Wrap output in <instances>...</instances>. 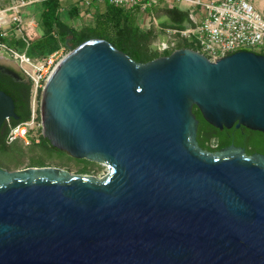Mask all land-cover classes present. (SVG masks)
Segmentation results:
<instances>
[{"label":"water","instance_id":"95a60500","mask_svg":"<svg viewBox=\"0 0 264 264\" xmlns=\"http://www.w3.org/2000/svg\"><path fill=\"white\" fill-rule=\"evenodd\" d=\"M68 49L41 91V132L108 171H0V264H264V155L203 149L193 113L264 133V54L181 47L141 63L101 38Z\"/></svg>","mask_w":264,"mask_h":264},{"label":"trees","instance_id":"16d2710c","mask_svg":"<svg viewBox=\"0 0 264 264\" xmlns=\"http://www.w3.org/2000/svg\"><path fill=\"white\" fill-rule=\"evenodd\" d=\"M60 1L59 0H38L28 5L25 8V15L34 16L38 25V34L29 40L26 52L32 58H44L53 51L64 47L75 48L82 42L91 38H101L107 40L118 50L126 53L137 62H147L156 57L167 55L172 50L181 47L196 49L187 40H178L175 44L167 49L159 50L158 47L152 45V40L156 37V28L149 27L142 29L136 24V18L139 14L138 7H120L105 3L102 9H97L93 12L92 23L74 27L64 23L60 19ZM72 14H75L74 7L70 9ZM165 13L170 19L169 24H161V28L174 27L184 28L192 24L190 11L180 9L176 5L165 9ZM0 41H4L9 45H18L25 47V42L14 35L1 37ZM259 54H264V50L255 51ZM4 82L0 81V89L10 95L18 105V102H24V112L19 120L12 121L11 124L23 122L30 115V91L32 83L27 80L16 81L9 75H4ZM197 124V141L198 144L208 151H217L228 146L232 141L228 136L233 137L236 145H245L244 138L239 135L235 127L230 129L223 128L219 130L208 124L202 117L196 106L193 107ZM40 118V117H39ZM38 142L31 140L28 144L20 139H15L10 142L9 156L10 162L14 166H18L21 160L28 156L30 164L28 166H46V159L74 160L78 164H82L78 168V173L86 174L89 166L93 162L86 159H76L68 156L61 150L55 148L38 130ZM20 141V142H19ZM214 141V143H212ZM251 150H259L264 152V133L258 132L252 138L251 149L246 148V153ZM38 153L36 157L32 156ZM16 168V167H15Z\"/></svg>","mask_w":264,"mask_h":264},{"label":"built area","instance_id":"2783aa9c","mask_svg":"<svg viewBox=\"0 0 264 264\" xmlns=\"http://www.w3.org/2000/svg\"><path fill=\"white\" fill-rule=\"evenodd\" d=\"M36 0H9V4L0 9V36L14 35L26 44L31 36L26 31L34 26L36 21L25 15V8ZM120 7H138L139 13L153 7L159 0H96ZM175 5L184 2L190 7L191 25L184 28L167 27L165 33L170 41L158 47L164 50L178 40H187L198 52L209 60L237 50H264V14L258 10L251 0H164ZM172 1V2H171ZM92 0H85L89 6ZM174 2V3H173ZM194 6H200L201 13L197 14ZM7 12L9 14H7ZM153 16H151V19ZM151 27V26H150ZM53 51L44 58H32L26 51H18L4 41H0V50L5 51L31 81L30 115L29 118L17 124H10L7 141L20 139L24 144L31 140L38 142V130L41 128L39 103L42 88L52 70L62 55V49ZM255 50H251L254 51ZM37 132V134H36Z\"/></svg>","mask_w":264,"mask_h":264},{"label":"crops","instance_id":"0c3cea01","mask_svg":"<svg viewBox=\"0 0 264 264\" xmlns=\"http://www.w3.org/2000/svg\"><path fill=\"white\" fill-rule=\"evenodd\" d=\"M38 1V0H36ZM35 1V2H36ZM60 7V19L74 27H81L82 25H88L92 23L93 12L97 9H102L104 3H99L96 0H92L89 6L85 5V0H59ZM162 5H172L167 1L159 0L153 7L148 8V10L144 12H140L136 18V24L142 29H148L150 26L152 27H161V24H169L170 19L166 14L159 15V11ZM75 9V14L70 12V9ZM151 16L153 18L151 19ZM29 18H34V16H29ZM36 21V20H35ZM31 38L35 37L38 34V25L37 22L34 26H30L26 29ZM167 35V34H166ZM0 57H2L6 62H10L12 65H17L16 61H14L5 51L0 50Z\"/></svg>","mask_w":264,"mask_h":264},{"label":"rangeland","instance_id":"374dc122","mask_svg":"<svg viewBox=\"0 0 264 264\" xmlns=\"http://www.w3.org/2000/svg\"><path fill=\"white\" fill-rule=\"evenodd\" d=\"M251 1L255 4L256 8L264 14V0H251ZM8 4H9V0H0V9L5 8ZM174 4L177 7H179L180 9H186L189 11L191 10L190 7L187 4H185L184 2H179V3L175 2ZM168 7H171V6L170 5H162V7L159 11V15L166 14L165 9ZM194 8H195V11L197 14L201 13L200 6H194ZM7 14H9V13L7 12ZM191 21L193 22V19H191ZM155 28L157 30L156 31L157 35L152 40V45L154 47H161V46L167 44L170 41V38H169V35H166L165 29L161 28V27L160 28L155 27ZM10 36H12V34ZM11 46H13L16 50H18L20 52L26 51V49H27L26 44H25V47H21V46L14 45V44H12ZM251 50H255V49H251ZM68 51L69 50H65L63 48L62 49V55H65L66 53H68ZM0 63L6 65V61L2 57H0ZM36 134H37V132H36ZM36 155H38V153H34L32 156L36 157ZM10 164L12 167H16V168L28 167V165L30 164V159L28 156H25L21 160V162L18 164V166H14L13 162H10ZM45 164H46V166H57V167L64 168V169L70 171L71 173H78L77 172L78 168H80L82 166V164H78L74 160H66L65 159V160L59 161L58 159H54V158L53 159H46ZM107 171H108V168L105 164L93 162V164H91L89 166V170L87 171L86 174L100 178V177H103L104 175H106Z\"/></svg>","mask_w":264,"mask_h":264},{"label":"flooded vegetation","instance_id":"af4514ba","mask_svg":"<svg viewBox=\"0 0 264 264\" xmlns=\"http://www.w3.org/2000/svg\"><path fill=\"white\" fill-rule=\"evenodd\" d=\"M165 49H167V48H165ZM4 75L5 76L9 75L16 81L27 80V77L22 72V70L19 68L18 64L14 66L10 62H6V65L0 63V81L1 82H4L6 79L4 77ZM1 90H3V89H1ZM13 103H14V112L18 118L13 119V118L7 117L4 119V121L0 125V171H6V170L10 171V170L17 169L15 167H12L10 164V156H9L8 152H9V147H10L11 143L7 141L6 137H7L9 125L12 123V121L20 119V117L22 116V114L24 112L25 106H24L23 101L18 102V105L16 104V102L14 100H13ZM232 127H235V126H232ZM235 128L238 131L239 135L244 138V140H245L244 144L245 145L244 146L243 145H236L234 143L233 137L231 135L228 136V139L232 141L229 145L233 144L237 147H242L246 153V148L251 149V142H252L253 136H255L256 133H258L260 131L251 130V129L246 128L242 125H240L239 127H235ZM255 153H260V154L264 155V152L259 151V150H251L250 152H248L246 154L252 155Z\"/></svg>","mask_w":264,"mask_h":264}]
</instances>
